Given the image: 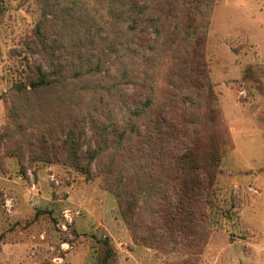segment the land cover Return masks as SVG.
Segmentation results:
<instances>
[{
  "label": "rangeland",
  "instance_id": "obj_1",
  "mask_svg": "<svg viewBox=\"0 0 264 264\" xmlns=\"http://www.w3.org/2000/svg\"><path fill=\"white\" fill-rule=\"evenodd\" d=\"M41 7L0 0V264H100L105 239L111 264H264V0H212L204 61L227 138L206 208L208 237L192 255L154 224L158 170L143 144L128 174L124 149L103 148L89 180L70 165L32 160L39 135L64 154V122L82 134L83 151L96 146L92 120L108 124V72L30 101L16 95L14 86L43 64L29 49ZM166 75L157 98L169 89Z\"/></svg>",
  "mask_w": 264,
  "mask_h": 264
},
{
  "label": "trees",
  "instance_id": "obj_2",
  "mask_svg": "<svg viewBox=\"0 0 264 264\" xmlns=\"http://www.w3.org/2000/svg\"><path fill=\"white\" fill-rule=\"evenodd\" d=\"M35 1L42 5L43 18L29 49L43 64L33 66L31 80L14 86L16 95L30 101L31 96L108 72V124L92 120L96 146L83 151L82 134L64 122V154L49 145L47 135H39L40 155L30 151L32 160L70 165L89 180L103 148L124 149L128 174L139 164L134 156L138 149L133 148L143 144L158 170L154 224L190 255L200 252L208 237L206 208L227 138L204 61L212 0ZM165 69L169 89L157 98L156 84ZM124 84H131L132 91L118 89ZM38 110L34 106L32 114ZM2 141L0 135V146ZM104 248L100 264H111L115 252L107 239Z\"/></svg>",
  "mask_w": 264,
  "mask_h": 264
},
{
  "label": "crops",
  "instance_id": "obj_3",
  "mask_svg": "<svg viewBox=\"0 0 264 264\" xmlns=\"http://www.w3.org/2000/svg\"><path fill=\"white\" fill-rule=\"evenodd\" d=\"M237 167H238V166H237ZM252 172L256 173V171H252ZM254 173H253V174H254ZM252 177L255 178L256 180H263V178H262L261 175H260V176H259V175H258V176H256V175L253 176V175H252Z\"/></svg>",
  "mask_w": 264,
  "mask_h": 264
},
{
  "label": "built area",
  "instance_id": "obj_4",
  "mask_svg": "<svg viewBox=\"0 0 264 264\" xmlns=\"http://www.w3.org/2000/svg\"><path fill=\"white\" fill-rule=\"evenodd\" d=\"M67 217V216H66Z\"/></svg>",
  "mask_w": 264,
  "mask_h": 264
}]
</instances>
